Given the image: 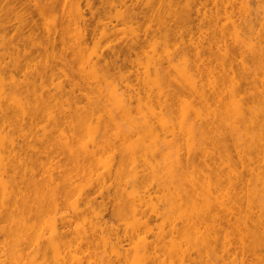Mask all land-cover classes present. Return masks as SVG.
<instances>
[{
  "label": "bare ground",
  "instance_id": "6f19581e",
  "mask_svg": "<svg viewBox=\"0 0 264 264\" xmlns=\"http://www.w3.org/2000/svg\"><path fill=\"white\" fill-rule=\"evenodd\" d=\"M62 1L0 0V12L5 10L15 16L16 26H13V29L17 37L14 35L16 37L14 40H17L19 36L22 37L18 44L23 42V37L25 41L31 43L47 41L53 48L60 49L57 56L61 60L70 61L68 55L76 54V52H73V45H68L69 43L66 42V38L70 39L69 34H72L71 42H75L80 48L86 47L88 38H92L89 35H95L98 28L104 31L110 30L111 26L106 25V19L109 17L108 21H112L110 15L104 18L107 16L105 13H102L105 15L103 19L99 17L101 13L99 14V8L95 6L96 0H70L66 3ZM147 1L149 0H106L107 6L110 4L113 7L111 9L123 6L129 13L126 16L130 19L126 18L137 23L144 20V10L150 14L162 13L174 17L180 8V0H166L157 6ZM98 2L102 7L101 4L106 3L104 0H98ZM60 3L62 5H59ZM255 4L256 6L250 5L254 7L249 6L245 14L240 11L241 14L243 13V18L238 20L240 23L231 21L234 31L232 29L233 33H228L231 34L230 37L228 34L224 35L226 32H222L223 29L220 30L221 36H210L212 39L218 38L216 39L218 46L213 47L216 45L212 44L214 40L211 43V39L209 41L207 36L206 38L202 36L209 41L205 48L202 46L206 45L202 44L203 38L197 41L193 38L185 40L184 35H178V43L169 48L177 50L179 58L181 57L179 51L182 52L188 61V55L192 52L190 58L194 59L191 60L192 62L189 61L190 63L187 61L189 64L187 63L186 67H184L186 61L181 60H185L184 57L180 59L176 57L179 61L176 59L175 61H181L179 65L174 61L177 55L175 50L170 54L168 47L166 50L165 48L160 50V53L158 52L160 47L158 51L154 50L155 55L153 53L152 60L156 63H152L153 67L144 66V68L152 67L149 68L151 71L145 68L143 75L140 74L143 70H139L144 69L142 66L135 72L132 71L133 73L129 72L130 76H135L136 86L123 85V90H121L122 86L119 90L113 88L112 80L108 78L116 74L124 76L123 67H117L113 62H105V60L102 63L100 60L103 58L102 54L99 59L95 56L97 60L89 58L90 62L93 59L95 61L88 64V73L89 71L92 73H90V79L87 78L89 83L87 80L85 83H88L89 89L95 85L93 88L95 89L96 85L99 88L101 79L102 82L104 81V84L101 82L102 85L104 87L107 85L108 88V90L106 87L101 88L104 92L107 90L106 98L102 96L105 93L98 88L95 89L94 94L100 91L102 98L94 96V100L96 98L99 100L94 101L93 104L95 102L101 104L104 109L98 113L90 107L88 109L91 110L87 107L86 109L81 107V110L78 107L77 103H80V99L74 95L78 85L70 89V98L63 100L52 94L51 90L49 93L47 87H50L46 86L44 81L38 86L26 77L24 81H21L17 75L22 69L25 70L26 75L36 69H34L35 54L32 51L23 52L26 59L23 66L11 62V47L6 49L7 51L0 52V87L6 85L3 87V89L6 88L5 92L0 88L3 92L2 94L0 91V264H115L114 262L122 264L126 257L125 250L119 240L115 242V246V243L111 244L104 237L103 234H109L110 227L108 228L106 220L100 218L101 213L95 212L94 210L97 209L90 207L88 193L84 194L85 197L84 192L81 196L78 195V199L83 197L86 208L81 209L79 208L81 205L77 206L79 200L76 202L77 205L75 203L76 206L72 202L70 206L71 204L74 206L71 211L74 210L72 213L74 212L75 218L81 217L79 220L82 222L90 218V223L87 228H80L75 223L78 228L72 225L71 229L72 219L69 213L65 214L68 211L63 207L64 200L62 203L59 202L66 196L63 195V189H59V184L55 182L52 173L68 162H74V167L83 171L82 173L88 174L95 171L92 177H96L99 182L105 181V178L98 176L99 171H96L95 167H102L99 166L102 162L103 165L107 164V168L103 166L107 171L102 168L104 173L101 172V174L107 172L106 178L108 176L109 180H116L115 187L121 191L118 190L119 195L122 193L123 198L127 199L125 204L127 208H130L128 210L133 214L137 227H141L142 231L145 230L143 233L140 230L142 235L138 242V249L135 247L136 251L142 249L147 251L144 255L148 253L147 257L145 255L148 262L144 264H157V262L164 264L168 258V261L171 260L169 263L173 262L172 264H175L176 260V262L179 261L177 264H264V0H257ZM233 5L238 7L235 0ZM70 6H74L73 13ZM51 7L56 10V7H59V16L57 11H54L56 16L55 14L52 16L53 11L48 10ZM206 7V3L197 5L196 14H200ZM237 7L233 9L240 10V8L237 10ZM260 10L263 11L261 15ZM46 11L52 13L51 16ZM220 12L221 9L217 6L216 13L220 14ZM240 12L238 11V14ZM40 17L45 18L41 21L46 20V22H41ZM221 17L222 14L219 17L215 14L214 19L221 20ZM256 26L261 27L260 30H257ZM5 29V26L0 24V30L6 33ZM151 33L153 47L160 42L156 40V30H152ZM66 34L69 36L65 38ZM230 41L236 48L235 51L232 50L233 52L228 49L231 46ZM140 42V38L135 40L136 44ZM227 43H229L228 47ZM22 44L24 46V43ZM157 46H154L155 49ZM212 47H218L220 53L218 48L215 49L217 52L212 51ZM205 51H210L211 55L206 54L209 52L205 53ZM13 52L18 54L20 48L14 46ZM205 55H209L212 59L206 57L211 61L202 58ZM215 55L217 58L221 56L219 58L223 61L221 62L219 58L216 60ZM5 57L9 58L8 62L5 61ZM155 58L158 61H154ZM214 61L220 63V65L215 63V67L218 66L216 70ZM209 62H213L212 67L208 64ZM180 65H183V69L179 67ZM77 70L79 71L78 68ZM111 70H114V74L113 72L110 74ZM54 74L59 78L64 73L60 70L59 73L55 71ZM161 76L165 77V82L167 80L166 90H157L159 88L157 83L163 80ZM106 81L111 85L106 84ZM58 83L57 89L62 93L65 85L63 82ZM150 85L153 86L152 88L157 85L158 87H155L153 91L156 90L158 93L164 91L158 94L163 95L153 100L149 99L154 95L147 92ZM109 86L116 91L109 90ZM20 89L30 90L32 94L40 91V94H33L34 99L30 98L32 101L25 95V98H21L22 95L20 98L17 96L18 100H16V91ZM111 90L112 94L109 92ZM156 91L154 96H157ZM141 95L143 98L149 95L148 100H145L148 102L146 105L150 103L152 106L149 113L144 111V114L141 111L145 105V103L142 104L144 100L141 99ZM86 97L87 95L84 98ZM89 99H86L87 103L92 104L89 103L91 102ZM118 103L120 108L118 107L117 111L114 110L116 109L114 105ZM65 104L69 108H64ZM71 106L74 110H71ZM14 107H20V124L28 128L24 133L22 144H18L11 134V112ZM54 107L60 108L61 117L48 113ZM45 116L53 119L55 125L51 129L46 125V127L40 126L39 131L38 121ZM35 128L42 135L41 142L45 140L39 148L27 141L28 137L34 134ZM112 133L123 140L120 147L114 144L118 146L115 148L113 143H107L110 140L106 138H109L108 134L112 135ZM55 134L58 143L54 139H49ZM82 136L87 140L86 138L84 140ZM232 150L235 154H232ZM55 153L67 155L64 161L66 163L61 164L59 161L56 165H49L45 169L46 163L40 162V169L42 167L44 171L47 170V173L50 170L48 175L52 174L54 177L49 175L50 178L48 176L43 178L50 179L48 181L53 186H49L50 183L48 184L47 180L46 184L42 183L43 186H41L40 181L35 179L37 176L34 168L37 165L32 161H38L41 155L48 159ZM117 153L119 161L114 160L118 157ZM127 169L130 175L128 173L126 175ZM77 173H75L76 177L79 176ZM96 173L98 175H95ZM144 178L149 179L150 186L146 184L147 181L143 183ZM103 181L101 182L105 184L106 181ZM45 185L46 189L50 187L48 191L51 187H56L52 193H50L52 190L47 193L46 189L43 190ZM120 186L123 187L120 189ZM66 201L65 199L64 203ZM148 202L149 204L155 202L158 207L166 202L170 206L173 205L172 208L176 207L179 210L183 208L185 209L184 217L180 215L181 211H178L181 218L178 215H172L176 217V220L180 219L178 221L174 219L178 224L171 223L170 220L168 226H160L154 231L148 224L146 225L149 213H146L148 205L146 208L144 206ZM242 206L250 210L249 213L248 209L245 210L247 212H243L246 213L245 217L241 212ZM216 207L220 208V212ZM168 208L165 206L166 211L157 210L154 213L156 216L162 214L169 217L172 211L169 213ZM211 208L216 209L219 214H213L214 211L211 213ZM151 211L153 213V208ZM161 211H165V214L160 213ZM174 211L177 213V210H173V214ZM150 215L153 214L150 213ZM208 215H211V218L210 216L207 218ZM247 215L250 223L247 233L245 232V235L239 236L240 238L229 244L230 238L231 240L233 238L232 235L229 238L230 230L235 233L237 229L238 232L242 227L241 221H244L239 219L240 216L246 218ZM86 216L90 217L85 218ZM46 218L48 220H44ZM206 219H211L209 220L211 222ZM237 220H241L238 221L241 227L235 228L237 224L234 221ZM86 224H88L87 221ZM145 226H148V229ZM151 230L154 232L152 235L148 233ZM97 235L102 239L99 242L101 245L99 243L94 245V238ZM139 244L142 246L141 249ZM111 245L117 247L114 251L115 257L110 255L113 251ZM171 256L174 257V261L170 259Z\"/></svg>",
  "mask_w": 264,
  "mask_h": 264
},
{
  "label": "rangeland",
  "instance_id": "374dc122",
  "mask_svg": "<svg viewBox=\"0 0 264 264\" xmlns=\"http://www.w3.org/2000/svg\"><path fill=\"white\" fill-rule=\"evenodd\" d=\"M59 1H62V0H59ZM66 1L69 2L70 0H65V1L63 0L62 2H65L66 3ZM104 1L106 2V0H104ZM235 1H236V4L238 5V7L233 5V0H180V8H179V11H178L177 15H175L174 17H169V16H167L165 14H162V13H160V14H150V13H148L147 10H144V14H143L144 20H140L141 23L140 22L137 23V22H134V20L131 21L132 19L129 21V19H130L129 16H126V14L129 15V13H127L128 11L125 10L123 6L122 7L121 6H117L116 8L111 9L113 7L110 6V4L107 6V4H108L107 2L106 3H102L101 4V5H103V7H102V6L99 5L98 0H96V2H95L96 5L95 6H96V8H99V11H100V12L98 11L99 14L100 13H101V15H102V13L103 14L105 13V15L107 14V16H105V15H102V16L99 15V17H101L103 19L104 16H105L104 18H107L110 15V17H111L110 19H111L112 22H110V20L108 21V19H109V17H108V19H106L107 20L106 25L109 26V27L110 26L112 27V25H113V27H112V29L110 27V30H107V31H104V29L98 28V31L95 33V35L93 34L94 36L93 35H89V37H92V38H88L89 40L87 41L88 42L87 46L86 47L83 46L82 48H80L78 45H76L75 42H73V41L71 42V36H72V34H69L70 36L68 35L70 37V39H67L66 38V37H68L67 34H66V36H65V38L67 40L66 42L69 43L68 45H73V52H76V54H70V55H68V59L70 61H68V60H61L57 56L58 55V51L60 49L53 48L47 41H43L41 43H31V42L25 41L24 40V37H23V42H21L20 44L24 43V46H23V44L22 45L18 44V42L20 40H22V37L18 35L19 36L18 39L17 40H14L17 37L15 35V33H14L15 30L13 29V26H16V21L14 20L15 16L14 15H11V13L5 12V10H3V11L0 12V24H3L5 26L6 33L2 32L0 30V52L2 53V52H4L8 48L10 49V47H11V62H13L14 64H18L20 66H23L26 63V59H25V56H24L23 52L24 51H32L35 54L34 64L36 66L34 67V69L35 68L36 69H35L34 72H32L31 74H28V75H26L25 70L22 69L20 71V74L17 75V77H19V79L21 81H24V78L26 77V78L29 79L30 82L35 83V85H37V86L42 81H44V84L46 83V86H49L50 87V88L47 87V90H49V93H50V90H51V93L52 94H55L60 99L63 98V100L64 99L66 100V98L68 99V97L70 98V91H71L70 89L74 85H76V86L78 85V87H76L77 90H75V93H74V95L77 96V98L80 99V103L79 102L77 103L78 107H80V108L81 107H84L85 109H86V107H87V109H88V107H90L95 113H98V112L103 111L104 109H102L101 104L99 105L96 102H95V104H93L94 101H98L99 100V98L101 97V95H100V91L97 92V94H94L95 91H96L95 89L98 88L97 85H96L95 89H93L95 85L93 86L92 89H89L90 87L87 85L89 83V80H87V78L90 79V77H91L90 76V73H92L90 71L88 73V70H89L88 64H91V62L95 61V59L97 60V57L99 59L103 55L102 56L103 58L100 59V60H102L101 61L102 63H104V60H105V62H113L114 65L116 64L117 67L118 66H122L123 67V71L122 72H123V75H124V76H121L119 74H116L114 77L112 76L111 78H108V76H106L109 80H112V82L109 81V83L111 82V84H113L114 86L111 85V84H108L107 83L108 80L106 81V84L111 85L113 88H116L118 90L121 89L120 86H122V89L121 90H123L124 86L125 85H128V84L133 85V86L134 85L136 86V80L134 78L135 76H133V77L130 76V73H133L132 71L135 72L136 70H138L142 66H143V68L146 65L152 66V63H153V60L152 59H154L153 57L155 55L154 50H157L158 51V48L159 47H160L159 48V51H158L159 53H160V50H162L163 48H165V50H166V47H168L167 50L169 51V54H170V52H173L174 53L173 50H175V49H171L169 47H172V45L175 46V43H178V41H179L178 40V35H180V34L181 35H184L183 37H184L185 40H187L188 38L189 39L190 38H193L194 41L195 40L197 41V39H200V38L202 39L203 38L202 36H204V37L207 36V39L209 41L211 39V41H210L211 43H212V40H214L212 44H216V45H213V47L214 46H218L219 45V44H217L218 43L217 42L218 40H216L218 38H215V37L221 36L219 34L220 33L222 34V32H224V33L226 32L224 34L225 36L228 33H231L232 32V29H233L232 28L233 26L231 25V21H234L235 20L238 23H240V21H238V20L240 18L241 19L243 18L242 14L244 12H246V9L250 5H253L254 4V6H256L255 2L257 0L256 1L255 0H235ZM147 2L148 3H152L153 5L157 6V5H161L163 2H166V0H149ZM97 3H98V5H97ZM200 3H206L207 4V7L200 14H196L195 8ZM68 4L69 3H67V5ZM59 5H62V4L60 3ZM217 6L221 9L220 14H222V17H221V20H217L216 21V19H214L215 14L218 17L220 15L219 13L218 14L216 13V7ZM254 6H250V8L251 7H254ZM70 7H67V8H70ZM235 7H237V10L240 8V10H238V11L239 12L242 11L243 13L241 14V12H240L238 14V11H236L235 9H233ZM56 8H57V10L55 8L53 9L52 7H51V9H48L49 11L51 10L50 12L53 11V14L51 13L52 16L54 14L56 16V13L59 16V14H60V12H58L59 11L58 10L59 7H56ZM71 9H72L71 12L73 10L75 11L74 6H72ZM68 10H70V9H68ZM124 10H125V12H124ZM261 10H262V8H261ZM54 11L55 12L57 11V12L55 13ZM248 12H250V10ZM262 12L263 11L260 12V15H261ZM48 14L51 16L50 13H48ZM48 14H47V16H49ZM247 15H245V16H247ZM189 16H190L191 19L189 18ZM87 17H88V15H87ZM112 17L114 19H112ZM126 17H128L129 19H127ZM49 18H47V19L49 20ZM55 18L56 17H54V19ZM41 19H45V18L40 17V21H41ZM106 20H105V22H106ZM42 21L44 22V20H42ZM45 22H46V20H45ZM109 22H110V24L111 23L112 24L111 25L108 24ZM143 23L144 24L146 23V25H144ZM109 27H107V28H109ZM256 28H257V30H260L261 27L259 28V26L258 27L256 26ZM221 29H223L222 32L220 31ZM152 30H156V40L158 42H160V43L157 42L158 44H156V45L154 44V46L159 45V46L156 47V49H155L154 46L152 47V45H151V43H152L151 42L152 41L151 40V37H152L151 31ZM233 31H234V29H233ZM73 32H75V31H73ZM24 33H25V31H24ZM69 33H71V31ZM230 35H229V37H230ZM210 36H215V37H213V39H212V38H210ZM138 38L141 39V42L139 44H136L135 43V40L138 39ZM9 40L11 41V43H10ZM200 40H198V41H200ZM204 40L205 39L203 38L202 39V44L205 43L206 45L205 46L202 45V46L206 48L207 42H209V41H206L205 40V42H204ZM227 41H228V39H227ZM230 43H231V46H229L228 49L229 50L231 49L230 52H233V51H235L236 48L233 47L232 41H230ZM228 45H229V43H227V47H228ZM14 46H18L20 48V52L18 54H16V53L13 52V47ZM213 47H212V51H214L215 49L218 48V47L217 48L216 47L213 48ZM59 48H60V46H59ZM175 51H176L175 52V55L176 54L177 55L175 56L174 61H175L176 57L179 58L178 53H177V50H175ZM158 52H156V54H158ZM164 52H166V51H164ZM202 52H204V51H202ZM206 52H209V53H206ZM218 52H219V48H218ZM70 53H71V51H70ZM153 53H154V55H153ZM161 53L163 54V51H161ZM179 53H180V56H181L180 58H183V57H184V59L187 58V57L183 56L184 54H182V52L179 51ZM205 53L211 55L210 54L211 53L210 51H205ZM205 53H203V54H205ZM191 54H192V52L190 53V55H188L189 56V61H191V60L193 61V59H194L193 57H191L192 59L190 58ZM212 54H213V52H212ZM158 55H156V56L158 57ZM209 55H205V57L203 56L202 58H206L207 59L206 56L210 57ZM218 55H220V54H218ZM95 56H97V57H95ZM165 56H166V54L163 57L165 58ZM161 57H162V55H161ZM213 57H214V55H213ZM219 57H221V56H219ZM6 58L7 57H5V61L8 62L9 61V58L8 59H6ZM89 58L90 59L91 58H95V59H93L90 62V59ZM158 58H160V57H158ZM210 58L207 59V60L211 61L212 58L211 59ZM216 58L217 57L215 55V59ZM88 59H89V62H88ZM160 59H163V58H160ZM179 59H176V60L179 61ZM156 60L157 59L155 58L154 61H156ZM181 60L182 61H186L184 67H186V65H188L190 63L188 61V59H185V60L181 59ZM220 60H221V62L223 61L222 59H220ZM177 61H175V62H177ZM180 62H177L176 64L179 65L178 63H180ZM154 63H156V62H154ZM211 63L213 64V62H209L208 64L210 65ZM215 63L217 65L218 64L220 65V63H217L216 61H214V68L216 70V67L218 68V66L216 65V67H215ZM212 64H211V67H212ZM116 66H115V68H116ZM148 66L145 67V68L147 69ZM122 67H121V69H122ZM152 67H149V68L151 69ZM179 67H181V69H183V65H180ZM77 68L79 69V71L77 70ZM90 68H91V65H90ZM145 68L139 70V71L143 70L140 74H142L144 72ZM149 68H148V70H150ZM60 70L64 74H61L60 77L58 78L54 73H55V71H56V73L57 72L59 73ZM111 73L114 74V70L113 71L111 70L110 74ZM100 74H102V73H100ZM145 74H147V73H145ZM94 75H95V73H94ZM161 77L163 78V76H161ZM164 78H163V80H161L163 82L160 81L159 83H157L158 86H159V88L162 87V83H163V87L164 88H165V86H167V80L165 82ZM86 80L88 81V83H85ZM100 81L102 82L101 79H100ZM180 81L182 82V80H180ZM58 82L59 83L60 82L61 83L63 82L64 85H65L64 91L62 93H60V90L57 89L58 88V86H57V83ZM101 82L99 84L100 86L98 85L99 86L98 89H100L103 93H105V95L102 94V93L101 94H102V96L104 98H106L105 96H106V91L108 90V88H107V85H106L105 87L107 88V90L105 89L106 91L104 92L103 89H101L102 87L105 88L104 85H102V83L104 84V81L102 83ZM164 83H165V85H164ZM54 84L57 86V87L55 86L56 88L54 87ZM111 86H109V90L110 89H113V88H111ZM150 86L149 87L147 86V87L150 88V89H152L151 91L153 93L151 91H148L150 89L147 90V87H145V89L147 90L148 93L150 92V94H154L155 95V92L154 91H156V90L153 91V89H156L158 86L155 85L156 88L155 87L152 88L153 86H151V87ZM3 87H6V85L5 86L1 85V87H0L3 90V92H5L6 91L5 90L6 88L3 89ZM91 87H92V85H91ZM159 88H157V90H166V88L165 89L164 88L163 89L162 88L159 89ZM116 89L115 90L113 89L114 90L113 92H115ZM2 90H0V91L2 92ZM30 90L29 91H25L24 89H20V90L16 91V97H15L16 100H18L17 98L18 97L20 98L21 95L23 96L21 98H25L24 97V95H25L26 97L28 96L29 99L30 98L34 99V97H32V96H34L33 94H35V95L36 94L37 95L40 94L39 93L40 91H38V90H37L38 93H33V94H32V92ZM118 90H117V92H118ZM120 91H119V93H121ZM3 92H2V94H3ZM11 92H12V90H11ZM109 92H111L110 94H112V90L109 91ZM109 92H107V93H109ZM162 92H164V91H162ZM162 92L159 91V93H162ZM98 93H99V95H98ZM144 93H146V92H144ZM148 93H146V94H148ZM159 93L156 91L157 96H154V95L153 96H150L149 99L151 98L153 100L155 97H158V96L161 97L163 95V94L158 95ZM60 94H62V96H60ZM83 95H84V97L87 95V97L84 98ZM96 95L99 98L98 99L96 98L97 100L96 99L94 100V98L96 97ZM108 95L109 94H107V96ZM142 95H144V94H142ZM148 96L145 95L144 98H143V96L141 98L142 100H144L142 102V104L145 103V105L143 104L144 105L143 108L141 106V108L143 109L141 111L143 113H144V111H147V113H149V111L152 108V106H150L151 105L150 103H149V105H146L148 102L145 101V100H148ZM89 97L92 100L89 99ZM87 98L91 101V102H89V100H88V102L89 103H92V104H88L87 103V101H86ZM114 104H116V103H114ZM117 105H116L117 107L114 105V107L116 108L114 110H117L118 107L120 108L119 103ZM64 108H69V107H68V105L65 104L64 105ZM71 108H72L71 110H74L73 109L74 108L73 106H71ZM90 108L88 110H91ZM81 110H82V108H81ZM50 112L55 117H58V116L61 117L60 108H58V107L57 108L54 107L53 109L49 110L48 113H50ZM20 113H21L20 112V107H14V108H12V112H11V134H12V137L18 142V144H22L23 143L24 133L27 132V129H28L25 125L22 126L20 124L21 123L20 122V118H19L20 117L19 116ZM73 113H74V111H73ZM146 115H148V114H146ZM0 120H1V117H0ZM5 123H6V121H5ZM45 125L48 128L50 127V129H51L55 125V121L53 119H49L48 117L45 116L42 120H39L38 121L39 131H40V128L42 126L46 127ZM111 129H113V128H111ZM47 130H49V129H47ZM39 131H37V128H35L34 129V134H31L28 137V139H27L28 142L32 143L37 148H39L41 146V144H43L45 142V140H43V142H41L42 141V139H41L42 135H41V133ZM111 131L114 132V129L111 130ZM113 135H114V137H111ZM52 136H54V137L51 138ZM52 136L49 139H54V141L56 143H58L57 142L58 141V138L56 137L57 135L55 134V135H52ZM83 136H82V138H84V140H85L86 137H83ZM85 136H87V134H85ZM108 136H109V138H106V139L110 140V142L107 140L108 141L107 143H113V147H115V148H117L119 145L122 144L121 142H123V140L119 136H116L114 133H112V135H109L108 134ZM115 137H117V138L119 137V138L117 139ZM86 140H87V138H86ZM83 142H85V141H83ZM230 143L231 142H229V144ZM114 144L115 145H118V146H114ZM111 146H112V144H111ZM232 151L231 152L233 154L234 153V150H232ZM117 156H118V153H117ZM233 156H234V158L236 157L235 155H233ZM66 157H67V155H64L62 153L61 154H56L55 153V154L51 155L50 158H48V159H46L44 155L43 156L41 155V157L38 158V161H35V162L32 161V163H35L37 165L34 168V171L36 170L35 175L37 176V177H35V179H37L38 181H40V184L36 180L37 183L39 185L43 186L44 184H46L45 181L47 180V179L45 180L43 178H45V177L47 178V176H48V178H50L49 175L52 176V174H49L48 175V173L50 172V170L47 173V170L44 171V169H42V167L40 169V166H39L40 165L39 164L40 162L41 163H43V162L46 163V164H44L45 165V169H46V167L48 168L49 165H53V164L56 165V163L57 162L59 163V161H61L60 162L61 164L62 163H66V162H64L65 159H66ZM118 158H119V156L117 157V159H114V160L116 161V160H118ZM103 159L105 160V158H103ZM70 161H71V159H70ZM102 163L99 165V166H102V167L96 168L95 167L96 165L94 166L95 167V170L97 169L96 171H99V175L97 174L98 172L95 175H98V176L101 175V176H103L105 178V181L107 183L105 181H103V180H101V181L105 182V184H103L101 181L100 182L97 181L96 180V177H92V174L95 173V171H93L92 173H88V174L82 173L83 171L77 170L74 167V165H75L74 162L73 163L72 162H68L61 169H55L54 172L52 171L53 176L55 178L53 176L52 177L54 178L55 182H57V184H59V186L56 183L55 184L58 187H60L59 188L60 190L63 189V191H64L63 195L66 196V197L61 198L60 199L61 201L59 200V202L62 203L63 200L64 201H65V199L67 200L66 203H64V201H63V204L65 206H63V205L62 206L67 209L66 211H68V212L65 211L66 212L65 214H68L69 213V216L72 219L71 220L70 217L67 216L71 220V222H72L71 229H72V225L73 226H76V225L78 226L79 225L80 228H87V226L90 223L89 222V220H90L89 217L90 216L89 217L88 216L85 217V218H89L87 220L83 218L84 219V222H82V221L79 220V218L81 219V217H79L78 219L75 218L74 212L72 213V211H74V210L72 209V211H71V208H74V206L77 205L76 202L78 200H79L80 204L78 202V205L77 206L81 205V207H79L81 209H84V207L86 208V205H84L85 204V201H84L83 197H82V199L81 198L78 199V195L81 196V194L83 192H84L83 195L85 193H88L89 194L88 197L90 199V205H91L90 207H94L93 209H97V210H94V211L95 212L99 211L101 213L100 214L98 212L100 214V218L103 219V220H106L107 223H108V228L110 227L109 230H108L109 231V234L108 233L106 235L103 234L104 237L106 238L107 241L109 240L111 242V244H112V242L114 244L115 242H117V240H119L120 243H121V245L123 246V248L125 250V255H126L125 258L126 259L124 258L122 264L124 263V261H125L126 264H142V263L144 264V263H147L148 261H147V258H146L147 257L146 254H148V253L145 254L146 257L144 255V252H147V251H142L144 249L137 250L136 251V248H135V247H137V249H138V242H140V238H141L140 236L142 235V234L140 235V233L141 232L143 233L145 230L142 231L140 229L141 227H137V224L135 223V218L133 217V214L128 210L130 208H127V206H126L127 204H125V201L127 199H124L123 198L124 196L122 195V193H121V195H119V193L121 191L119 189H117L118 187H115V186H117L115 184L116 183V180L115 179L114 180H111L110 179L111 181L114 182V183H112L109 180L108 176L106 178V175H107L106 173L107 172H105V174H103V175L101 174V172L103 171V169L105 170V168L103 166L106 167V165H107V164L103 165ZM105 171H107V169ZM127 171L128 172H126V175H128V174L130 175L129 169H127ZM85 172L87 173V170H85ZM75 173H77L79 176L76 177V174ZM102 173H104V172H102ZM73 175L76 178L73 177ZM146 177L149 178V176H146ZM68 178H71V179H68ZM148 178L145 179V181L143 180V183L146 182V181L148 182V180H149ZM48 180H50V179H48ZM48 180H47L48 184L50 183L49 186L50 185L53 186V184H51V182L48 181ZM68 180H69V182H68ZM42 183H43V185H42ZM71 183H72V185H70ZM146 184H148L150 186L149 182L146 183ZM118 185H120V184L118 183ZM44 187H45L44 189L42 188L43 190L46 189V185ZM121 187H123V186H120L119 188L121 189ZM49 188L50 187H47V189L45 190V192H47ZM52 188L53 187H51V190L52 191L49 190V191H51L50 193H52L54 191V188L53 189ZM81 190H83V191L81 192ZM118 190L120 192H118ZM79 191L81 193H78ZM45 192H44V194H46ZM50 193L48 195H50ZM42 194H43V192H42ZM85 195H87V194H85ZM85 195H84V197H85ZM71 202L74 205L73 206L71 204L72 207L70 206V203ZM75 203H76V205H75ZM152 203H154V205H151ZM152 203L149 204V202H148V204H146L144 207L146 208L147 205H148V207L146 208V213L147 214L149 213V218L147 217L149 221L147 220L148 223H146V225L148 224L149 228L152 229V230L154 229V231L156 229H158L160 226H163V225L164 226H168L170 220H171L170 221L171 223L180 220V219L176 220L175 219L176 217H173V216L178 215V217L181 218V216H179V212L178 211H181V214L180 215H182V217H184L183 210H185V209H183V208L181 210H179L176 207H173L172 208L173 205L170 206V204L168 205L166 202L163 203L164 206H163V204H160L161 207L160 206L159 207L156 206V203L155 202H152ZM159 203L157 205H159ZM165 203L169 206V208H168V206ZM149 205H151V207H149ZM155 206L158 207V209H157L158 211H160V210H165L166 211V209H165V206H166L168 208V211L170 210L169 213L172 211L171 212V215H170L172 217V219H169V218H171L170 216L168 217L167 215H162V214L160 216H158V215L156 216L155 213H154V212H157V210H155V208H156ZM244 207L242 206V211L241 212L243 213V212H247L248 211V213H249L250 210L247 207H245V209H244ZM152 208H153V213L151 211ZM216 209L218 210V212H220L219 211L220 208L218 209L216 207ZM216 209L211 208L210 212L212 213L214 211L213 214H219V213H217V210ZM173 210H177V213L178 214L174 211L176 213V214L174 213L175 214L174 215L173 214ZM245 210H247V211H245ZM164 212L161 211L160 213H164ZM167 212H166V214H167ZM150 213L153 214V215H150ZM186 214H187V212H186ZM213 214H211L212 217H213ZM243 214H244V217H245V214L246 213H243ZM243 214H242V216H243ZM211 215H208L206 217L209 218V216H210V218H211ZM102 216L104 218H102ZM244 217L241 218V216H240V218H239V219L244 220L243 222L240 220L242 227H241V225H238V221L239 220L234 221L235 224H237V227H235V228L241 227L239 230L241 231V229H242V232H240L239 230L237 232L236 231L237 229L236 230L233 229V230H235V233H234V231L230 230L231 232L229 234V238L231 237V235L233 236V238H232V240L230 238L229 244L235 242L236 239H238V238L242 237L243 235H245V232L247 233L248 228H249L248 226L250 225V223H249L248 215L246 216V218H244ZM174 219L176 221H174ZM44 220H48V219L46 218ZM85 220L88 222V224H86V221ZM206 220H208V219H206ZM209 220H211V219H209ZM209 222H211V221H209ZM75 223H77V224L75 225ZM179 223H180V221H179ZM148 226H145V228H147ZM140 230H141V232H140ZM152 230L150 232H148L149 234L151 233V235H152V233H154ZM234 237H235V239H234ZM94 240H95L94 241L95 242L94 245L95 244L97 245L99 242L102 241V239L99 237V235H97V237H95ZM99 244L101 245V243H99ZM135 244H136V246H134ZM114 245L116 246V243ZM111 247L113 248L112 249L113 250L112 251L113 254L110 252L111 253L110 255H112V257L114 255V257H115L114 251L117 250V247L114 248L113 245H111ZM141 248H142V246H140V244H139V249H141ZM109 250H111V249H109ZM173 258L171 256L170 259H173ZM175 258H177V257H175ZM168 259L164 261V264H166L167 262L169 263L171 261V260L168 261ZM114 260H115V258H114ZM144 261H146V262H144ZM173 261H174V259H173ZM176 261H174L175 264L179 263V261L178 262H176ZM114 263L117 264L116 262H114ZM172 263L173 262H171L169 264H172ZM157 264H158V262H157Z\"/></svg>",
  "mask_w": 264,
  "mask_h": 264
}]
</instances>
